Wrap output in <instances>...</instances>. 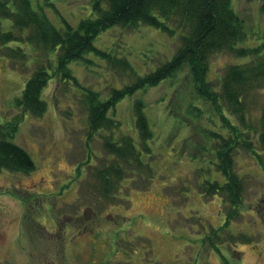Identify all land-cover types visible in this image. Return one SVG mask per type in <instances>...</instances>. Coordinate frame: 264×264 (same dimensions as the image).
I'll return each mask as SVG.
<instances>
[{"label": "rangeland", "instance_id": "obj_1", "mask_svg": "<svg viewBox=\"0 0 264 264\" xmlns=\"http://www.w3.org/2000/svg\"><path fill=\"white\" fill-rule=\"evenodd\" d=\"M92 1L51 0L58 13L48 14L58 27L62 19L77 26L93 13ZM262 5L263 0H233L247 24L244 47L264 39ZM96 45L115 58H126L145 75L171 60L179 44L178 36L143 26L113 28L102 33ZM29 52L27 62L16 65L0 55V124L20 114L15 101L41 60L33 49ZM237 62L228 52L215 55L209 77L218 85L226 68ZM71 68L79 87L51 80L46 89L48 112L41 119L26 114L13 140L30 154L36 170L30 175L0 174V264H224L222 254L232 264H264L263 146L258 145L262 163L246 151L235 156V171L245 187L243 203L239 218L220 232V254L203 239L224 226L226 209L221 196H202L198 187L205 178L197 175L214 157L212 150L202 149L210 141L205 142L201 131L218 116L204 106L200 119L187 117L186 109L196 99L188 70L124 98L111 112L121 123L115 137L128 135L138 146L134 103L143 101L153 132L145 161L155 175L151 183L149 173L127 178L118 186L121 200H107L95 189L91 174L107 161L102 145L110 133L104 130L88 138L85 91L106 100L111 90L131 84L134 77L96 53ZM255 104L252 116L257 118L264 91ZM210 176L215 180L220 175Z\"/></svg>", "mask_w": 264, "mask_h": 264}, {"label": "trees", "instance_id": "obj_2", "mask_svg": "<svg viewBox=\"0 0 264 264\" xmlns=\"http://www.w3.org/2000/svg\"><path fill=\"white\" fill-rule=\"evenodd\" d=\"M45 7L50 9L45 10ZM48 10L58 13L51 0H0V55L14 65L27 62L32 49L38 57L41 55L22 96L15 101L20 114L0 124V174L30 175L36 170L30 154L13 142L21 121L26 114L41 119L48 112L51 103L46 89L51 80L58 78L79 87L80 80L73 74L71 65L96 53L112 65L130 71L134 77L131 84L111 90L106 100L94 91H85L88 138L104 130L110 133L104 136L102 145L108 163L105 161L104 167L92 171L97 183L94 187L107 200H121L118 186L120 184L121 188L127 178L134 175L143 178L149 173L148 180L152 182L155 173L145 156L151 154L149 142L153 132L141 99L134 103L140 137L138 146L128 135L115 137L114 131L121 129V123L111 112L124 98L174 79L187 69L196 96L186 109L187 117L200 119L204 106H209L218 116L211 127L201 131L205 142L206 139L210 141L207 148L202 146V149L212 150L214 157L210 167L197 169V175L202 180L205 178L198 187L202 196H221L226 209L224 226L212 229L203 239L204 244L221 254L216 243L220 240V232L239 218L243 203L245 187L242 176L235 171V156L246 151L262 163L258 145L264 148V106L257 118L252 116V109L256 106L258 93L264 91V39L257 46H243L249 37L247 24L234 9L233 0H93L90 17L82 19L77 26L62 19L60 27L52 22ZM143 26L171 37L178 36L179 44L171 60L148 74H139L126 58H115L96 45L97 38L113 28ZM225 52L238 62L226 68L217 85L209 77L210 61ZM212 172H217L219 178L212 180ZM221 256L224 264H231L223 254Z\"/></svg>", "mask_w": 264, "mask_h": 264}]
</instances>
